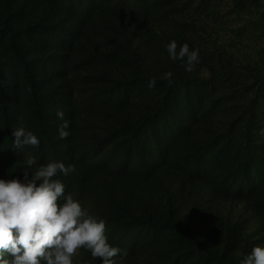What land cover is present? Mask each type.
I'll return each mask as SVG.
<instances>
[{
	"label": "trees",
	"instance_id": "obj_1",
	"mask_svg": "<svg viewBox=\"0 0 264 264\" xmlns=\"http://www.w3.org/2000/svg\"><path fill=\"white\" fill-rule=\"evenodd\" d=\"M28 155L75 165L59 178L116 264H239L264 243V0H0V178Z\"/></svg>",
	"mask_w": 264,
	"mask_h": 264
},
{
	"label": "clouds",
	"instance_id": "obj_2",
	"mask_svg": "<svg viewBox=\"0 0 264 264\" xmlns=\"http://www.w3.org/2000/svg\"><path fill=\"white\" fill-rule=\"evenodd\" d=\"M168 58L180 61L186 72L200 62V50L188 43L178 46L176 40L165 45ZM173 72L166 71L159 79L173 83ZM157 77L148 81L155 88ZM56 116L63 121L58 128L60 139L69 137V121L63 110ZM13 147H39L41 140L24 127L12 129ZM35 166V167H34ZM34 168V170H33ZM23 177L0 178V264H74L77 251L90 253V264H116L127 251L108 242L106 220L91 213L73 194L66 192L60 176L68 177L75 165L52 160L37 164V158L23 159ZM239 264H264V243L253 245Z\"/></svg>",
	"mask_w": 264,
	"mask_h": 264
}]
</instances>
